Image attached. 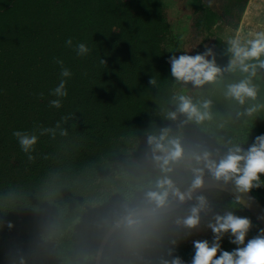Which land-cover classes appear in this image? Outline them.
<instances>
[{"label":"trees","instance_id":"obj_1","mask_svg":"<svg viewBox=\"0 0 264 264\" xmlns=\"http://www.w3.org/2000/svg\"><path fill=\"white\" fill-rule=\"evenodd\" d=\"M188 2L203 14L197 26L215 24L218 15L205 0ZM234 8L232 16L240 20ZM172 39L164 0H0V264H96L109 229L126 208L148 207L145 193L165 175L148 143L165 129L180 140L185 155L206 151L217 162L264 134V107L245 114L253 103L264 105L263 69L251 77L256 101L240 105L226 96L227 85L249 74L238 67L226 70L232 57L227 41L215 38L210 47L222 69L217 80L193 86L170 75ZM80 43L88 47L86 55L77 54ZM57 60L71 72L63 78L68 95L60 108L50 106L57 99L50 93L62 79ZM180 95L201 111L210 100V119L197 122L180 113ZM14 131L37 135L34 151L24 153ZM177 169L183 172V161ZM169 178L177 179L175 173ZM261 184L251 192L264 205V174ZM199 196L208 208L218 198L225 213L251 219L245 243L262 229L226 191ZM196 203L194 198L161 214L156 227L134 242L121 226L108 241L102 264H170L175 256L190 264L192 242L213 240L210 229L201 233L198 226L176 223ZM236 247L226 234L221 250Z\"/></svg>","mask_w":264,"mask_h":264},{"label":"clouds","instance_id":"obj_2","mask_svg":"<svg viewBox=\"0 0 264 264\" xmlns=\"http://www.w3.org/2000/svg\"><path fill=\"white\" fill-rule=\"evenodd\" d=\"M264 28V25H261ZM243 27L236 30V34L228 41V51L232 54L227 71H233L237 67L243 73H248L249 77L236 83L227 85L226 96L234 99L240 105H244L246 100L256 101L257 87L252 83L251 77L256 76L257 68L264 69V31L249 32L250 37L242 41L240 34ZM71 46L72 40L66 41ZM78 55H86L88 47L80 43L76 46ZM211 48H207L204 53L195 55L181 54L178 57L172 55L169 58L170 75L177 81L190 82L193 86H203L206 83H214L220 76L222 69L216 65L215 57ZM61 67V81L52 90L51 95L57 99L50 101V106L60 108L61 99L68 95L66 89V79L71 76V72L63 67V61L57 60ZM102 63L105 61L102 59ZM155 84V80L149 81ZM178 111L186 114L189 120L195 119L202 122L210 119V112L207 111L211 104L210 100H204L201 104V111L191 99L184 95L178 97ZM264 105L253 103L245 109V114L252 116ZM175 113H171L175 118ZM13 136L17 139L21 150L28 154L34 151V146L38 142L37 135H29L22 131H14ZM148 143L153 145L152 152L158 167L165 175L157 177L154 182L155 190L145 193V201L148 207L126 208L117 226H123L130 242H134L147 235L159 223L161 213L165 211L171 203V198H178L183 202L186 198L192 199V193L203 184L205 169L216 178L224 182H234L238 193H248L253 188H260L261 175L264 174V134L255 137L254 142L245 150L239 145L230 149L228 153L218 162L210 158V153H193L190 158V168L193 174L190 189L185 193L181 192L169 178L167 173H171L174 167L185 160V149L180 140L169 138L167 130L158 138L149 137ZM159 153V154H157ZM197 203L191 208L190 214L182 219H177V225L184 228L194 229L200 223V213L208 209V204L203 196L196 197ZM241 202V197H237V203ZM12 227L11 224L8 225ZM207 227L213 233V240H194V255L190 264H264V229H260L258 234L246 241V236L252 227L251 219L241 217L229 211L223 215H215L214 222H210ZM226 234H230V243L237 245L232 251L221 250V241ZM190 235V233H189ZM175 244V241H173ZM220 255L217 257V253ZM171 255V252L169 253ZM163 264H169L165 260ZM170 264H184L181 257L175 256Z\"/></svg>","mask_w":264,"mask_h":264},{"label":"rangeland","instance_id":"obj_3","mask_svg":"<svg viewBox=\"0 0 264 264\" xmlns=\"http://www.w3.org/2000/svg\"><path fill=\"white\" fill-rule=\"evenodd\" d=\"M164 2H165L166 9H167L168 17H169V20L171 23L172 33H173L172 42H170L167 46L169 54L171 56L176 55L178 57L181 54L195 55L197 53H204L205 50L207 49V47L204 45L202 51L199 49V47H201L203 45L201 43V40L204 38L208 40L209 35H207L206 32H204V33L202 32V34L200 32L197 33L198 32V29H197L198 26L196 23V14H194L193 16L191 14L188 15L187 12H185L186 6H182L184 4H182V3L177 4V2H179V0H164ZM225 4L230 5V6L232 5V4H230V2H227V0H226ZM186 5L191 10L192 6L189 4V2H187ZM262 6H264V1L263 2L259 1V2L254 3V5L252 6V9L251 8L246 9L245 14L247 15L248 20H247L246 24H244V32H243L242 36H240L242 41L250 38L248 36L249 32H256L255 29H257V27H255L251 23V21L254 18V14L256 16L263 17V14H259V12H258L260 8H262V11L264 12ZM220 8L223 9V6L220 5ZM242 9H244V6H242ZM242 9L240 10V15H239L240 18L242 15ZM238 21H240V20L237 16L231 15V17L225 18L224 23L227 24V26L228 25L229 26L227 27V30L225 32V26L222 24V27L220 30H218V33H222L223 36L227 37V38H228V36L231 35V33H232V36H234V32L231 31V28L235 29L234 27L238 23ZM241 22H242V20H241ZM239 26H240V22H239ZM213 34H214V36L210 35V37L215 40V38L218 37V35L216 33H213ZM231 59H232V57H231ZM262 76L264 78V69L262 70ZM191 155L192 154L185 155V160L183 161L184 162L183 172L180 169H177V170H173L171 173H167V175L169 177L173 173H175L177 179H176V181L175 180L174 181L172 180V181H173L174 185L179 190L186 183L192 182L193 174H192L191 168H190ZM206 170L207 169H205V171H204V175H205ZM163 174H165V173H163ZM220 203L221 202L218 198L213 199L209 208L201 216L200 223L198 225V229L201 233H206L209 230L207 225L210 222H214L215 215H217V214L223 215L225 213V211L222 210Z\"/></svg>","mask_w":264,"mask_h":264},{"label":"water","instance_id":"obj_4","mask_svg":"<svg viewBox=\"0 0 264 264\" xmlns=\"http://www.w3.org/2000/svg\"><path fill=\"white\" fill-rule=\"evenodd\" d=\"M220 38H222L224 41H228L229 39L227 37H224L222 33H219ZM191 185L183 192H187L190 189ZM208 190H221L226 191L230 196H232L235 200H237V197H241L240 204L243 205L248 212H250L255 219L259 222V224L264 228V205L251 193H238L236 191L234 182L228 181L224 182L222 179L217 180L213 176H208L203 178V184L200 188L196 189L192 193V199H185L183 202L179 201L178 198H175L171 201L168 208L163 211L161 214H168L172 213L174 211H177L178 209L182 208L186 204H188L190 201H192L195 197H197L202 192L208 191ZM144 209V208H143ZM122 226V225H121ZM117 226V222L110 228V230L105 235L98 251L96 264H102V259L104 255L105 248L108 244V241L112 237V235L121 227Z\"/></svg>","mask_w":264,"mask_h":264},{"label":"flooded vegetation","instance_id":"obj_5","mask_svg":"<svg viewBox=\"0 0 264 264\" xmlns=\"http://www.w3.org/2000/svg\"><path fill=\"white\" fill-rule=\"evenodd\" d=\"M182 1V2H181ZM189 0H179L180 3L184 4L182 6H186L185 4H187ZM194 1V0H193ZM232 0H227V2H230V4H232L231 6L230 5H226V0H205V3L207 4L208 7H210L212 10H215L216 14L218 15V19H216L215 21V24L211 25L210 28L207 27V25H205L204 23H202L201 25H198L197 29H198V32L197 33H201L202 32H206L207 35H209V39H202L201 40V43L203 45H205L207 48H210L213 43H214V39H212L210 37V35L214 36L213 33H216L218 35V37L220 38L219 36V33H218V30L221 29L222 27V24L224 26H227V24L224 23V19L227 18V17H231V15L233 14V11H230L231 9H233L234 7V10H237V12L240 11V8L242 6H244V11L246 9V6H247V3H248V0H238V2H231ZM212 2V3H211ZM177 2V4H180ZM220 5L223 6V9L220 8ZM199 11V12H198ZM198 11H195L193 9L190 10V8L188 6H186V10L185 12H187L188 15H194L196 14V23L199 19H202L203 20V14L200 12V10ZM243 11V13H244ZM242 16L243 14L241 15V19H240V22L242 20ZM229 26V25H228ZM227 26V27H228ZM235 29H237L236 27H234ZM239 28V27H238ZM204 37V36H203ZM216 37V38H218ZM229 38V37H228ZM229 41V40H228ZM227 41V42H228ZM211 176V175H209ZM204 177H208V176H203ZM185 191V190H184ZM209 191V190H208ZM251 192V191H250ZM203 193V192H202ZM252 193V192H251ZM253 194V193H252ZM200 195V194H199ZM198 195V196H199ZM254 195V194H253ZM255 196V195H254ZM232 197V196H231ZM256 197V196H255ZM196 198V197H195ZM257 198V197H256ZM258 199V198H257ZM259 200V199H258ZM237 201V200H236ZM260 201V200H259ZM191 202V201H190ZM189 202V203H190ZM261 202V201H260ZM262 203V202H261ZM240 204V203H239ZM187 205V204H186ZM241 205V204H240ZM243 206V205H241ZM184 207V206H183ZM244 207V206H243ZM244 209L247 211V209L244 207ZM248 212V211H247ZM254 219L255 217L250 213L248 212ZM256 220V219H255ZM256 222L259 224V222L256 220ZM260 225V224H259ZM261 226V225H260ZM262 229H264L262 226H261ZM110 230V229H109ZM107 234V233H106ZM104 239V238H103ZM104 256V255H103ZM103 260V259H102Z\"/></svg>","mask_w":264,"mask_h":264},{"label":"crops","instance_id":"obj_6","mask_svg":"<svg viewBox=\"0 0 264 264\" xmlns=\"http://www.w3.org/2000/svg\"><path fill=\"white\" fill-rule=\"evenodd\" d=\"M259 1L263 2L264 0H248L246 9L247 8H249V9L251 8L252 9V6L254 5V3L255 2H259ZM262 7H263V10H264V6H262ZM246 9H245V11H246ZM245 11H244L243 16H242V22H240V26H239V27H241V26L243 27V32H244V24H246V22L248 20L247 15L245 14ZM261 11H262V8H260L258 12H259V14H263V17L256 16L254 14V18L251 21V23L255 27H257V29H255V31H264V28L261 27V25H264V12L263 11L261 12ZM226 30H227V26H225V32H226ZM236 30L237 29L231 28V31L234 32V35L236 34ZM243 32L240 34V36H242ZM228 37H229L228 38L229 40L232 39L233 38L232 33Z\"/></svg>","mask_w":264,"mask_h":264}]
</instances>
